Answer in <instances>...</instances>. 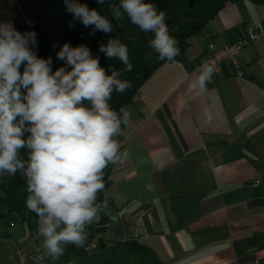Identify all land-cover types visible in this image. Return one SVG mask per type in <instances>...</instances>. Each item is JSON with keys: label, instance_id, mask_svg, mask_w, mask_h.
Wrapping results in <instances>:
<instances>
[{"label": "crops", "instance_id": "1", "mask_svg": "<svg viewBox=\"0 0 264 264\" xmlns=\"http://www.w3.org/2000/svg\"><path fill=\"white\" fill-rule=\"evenodd\" d=\"M29 14L55 21L39 0H0V20ZM248 29L257 36L237 56L241 73L223 59L201 92L196 69L208 43ZM125 109L114 139L126 155L113 164L108 208L93 221L106 217L101 237L116 246L84 253L67 245L58 259L38 261L43 237L13 222L0 237V264H128L120 243L129 239L150 247L156 264H264V0L225 2Z\"/></svg>", "mask_w": 264, "mask_h": 264}, {"label": "clouds", "instance_id": "2", "mask_svg": "<svg viewBox=\"0 0 264 264\" xmlns=\"http://www.w3.org/2000/svg\"><path fill=\"white\" fill-rule=\"evenodd\" d=\"M64 4L73 20L92 29L89 35L114 31L112 21L87 4ZM108 4L114 20L126 14L142 32L153 34L149 45L159 60L175 61L179 41L169 33L164 10L145 0ZM36 44L35 31L21 33L11 21L0 20V175L19 172L26 178V207L35 213L43 237L44 251L36 259L43 261L58 259L67 245L83 247L86 226L108 208L104 169L126 155L114 138L130 116L124 107L114 110L110 101L114 92L123 94L132 85L112 65L106 71L87 45H61L56 58L64 66L53 71L52 58L38 57ZM98 50L118 59L123 71H132L128 47L120 39L110 37ZM197 72L195 83L203 92L215 65L203 63ZM100 193L104 198L97 202Z\"/></svg>", "mask_w": 264, "mask_h": 264}, {"label": "trees", "instance_id": "3", "mask_svg": "<svg viewBox=\"0 0 264 264\" xmlns=\"http://www.w3.org/2000/svg\"><path fill=\"white\" fill-rule=\"evenodd\" d=\"M44 6L55 14L57 23L56 34L47 27L42 19L34 14L21 21H15V28L21 33L27 31H35L37 34L36 54L38 57L47 59L52 58L53 71L58 67L64 66V62L56 58V52L65 42L73 47L78 45H87L94 57H99V62L107 71L108 66L122 72L121 79L131 82V87L125 93H113L110 101L111 107L119 112L121 107H126L132 100L137 89L145 82L150 74L161 64L170 61H162L158 59V54L153 51L149 45V41L153 38L152 33L142 32L136 25L132 24L127 15L124 19L116 21L112 18L108 0L104 5H100L96 0H78L79 3L87 4L90 9H96L102 15L109 18L113 25L114 31L105 34L97 31L94 35H89L92 31L90 27H85L78 20L66 12L64 0H39ZM227 1L235 0H145L156 5L157 10L166 12V23L171 36L175 37L179 43L180 54L175 60L186 50L190 43V37L200 31L206 23L216 16L220 8ZM120 0H112V3L119 5ZM69 22L75 24L74 28H69ZM118 38L123 44H126L129 52V60L133 64L132 71H123V65L118 59L109 60L104 53L99 52L101 42L107 43L109 38ZM23 68H21V71ZM110 74V73H109ZM124 124H121V128ZM22 157L26 160L27 153L22 151ZM112 167L109 164L104 169L103 180L105 187L112 181ZM26 178L17 172L15 176L9 177L6 174L0 175V237L9 235L8 228L13 222H19L24 225L30 235L37 233L36 224L37 217L35 213L29 211L26 207L27 198ZM104 198L103 194H98L97 202ZM106 217H100L96 222L86 226L87 238L83 247H79L77 251L87 253L88 251H99L107 247H115L116 245H107L101 234L105 230ZM91 244L94 246L90 248ZM122 250L128 259V264H156L158 258L153 250L140 243L136 239H129L120 243ZM69 251H76L75 247L69 245ZM113 259H106L100 263L93 264H113Z\"/></svg>", "mask_w": 264, "mask_h": 264}, {"label": "built area", "instance_id": "4", "mask_svg": "<svg viewBox=\"0 0 264 264\" xmlns=\"http://www.w3.org/2000/svg\"><path fill=\"white\" fill-rule=\"evenodd\" d=\"M256 33H254L251 29H248L247 32L243 35L235 39L231 42H226L222 45H218L213 41H210L207 45V48L211 50L210 52H207L202 56L200 59L197 70L201 67L203 63H209L215 65V69L219 65V63L223 59H230L234 66L237 68L238 74L241 73L238 62H237V56L240 53L242 47L250 40L254 39L256 37ZM198 73V72H197ZM94 244H91V247H93ZM16 264H25L21 261H18Z\"/></svg>", "mask_w": 264, "mask_h": 264}, {"label": "rangeland", "instance_id": "5", "mask_svg": "<svg viewBox=\"0 0 264 264\" xmlns=\"http://www.w3.org/2000/svg\"><path fill=\"white\" fill-rule=\"evenodd\" d=\"M51 18H53V20H54V17H51ZM44 24H45L47 27L51 28L52 31L54 32V34L57 35V34H56V28H57L56 20H55V21H52V19H51V20H47V19L45 20V19H44ZM91 248H92V247L90 246L89 249H91Z\"/></svg>", "mask_w": 264, "mask_h": 264}]
</instances>
